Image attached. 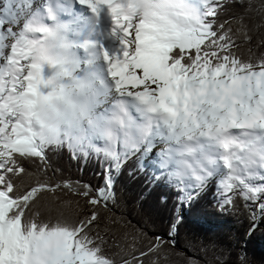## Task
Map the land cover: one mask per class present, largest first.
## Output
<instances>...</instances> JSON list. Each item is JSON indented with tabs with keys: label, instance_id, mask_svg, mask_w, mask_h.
Instances as JSON below:
<instances>
[{
	"label": "snow or ice",
	"instance_id": "1",
	"mask_svg": "<svg viewBox=\"0 0 264 264\" xmlns=\"http://www.w3.org/2000/svg\"><path fill=\"white\" fill-rule=\"evenodd\" d=\"M32 2L7 0L0 15L2 29L6 23L5 17L8 23L19 25L25 6L28 9L19 32L14 31L13 27H7L6 34L0 31V40L4 41L0 47V59L5 61L0 64V264H115L114 260L103 254V238L98 233L95 237L90 234L99 217L96 207H93L90 216L77 224L25 220V214L38 194L46 190L54 192L56 188L37 184L17 195L16 186L9 176L25 172L14 154L43 160L47 147L16 115L17 106L28 103V97L36 92L31 71L26 75H16L13 71V66L23 69L22 62L27 60L24 34L30 28L26 20ZM82 2L89 4L93 11L108 6L116 23L114 32L118 30L123 33V56H108L105 53L117 91L145 99L154 98L173 119L183 117L186 122L193 116L194 107L190 105L189 98L194 92L211 94L221 109L226 107V101H232L233 106L227 115L233 123L238 117L236 101L244 103L241 111H264V60L257 66L241 61L232 53L231 29L219 25L218 32L214 29L215 21L208 19L218 14L219 0H199L195 5V14L176 23L136 20L124 11L119 0ZM8 38L16 41L15 46H10V54L4 51L9 47L5 43ZM202 45H205L203 51ZM174 49L180 51L170 56ZM186 49H195V56L189 58L190 63H182ZM257 67L259 70H256ZM165 135L166 125L157 133L161 141ZM137 150L138 147L126 149L111 158L117 172L128 156ZM223 165L226 173L218 183L222 208L233 206L237 190L245 201H256L264 193V185H253L245 176H257V169L264 167L237 168L228 157L223 159ZM210 176L211 173L201 176L198 185L206 183ZM259 178L264 179V176ZM112 184L109 174L105 180L106 188L98 189L95 196L91 195L87 185L82 191H75L90 205L99 206L113 198L110 191ZM64 187L72 186L66 182ZM259 209L264 215V203L259 204ZM161 246L157 242L155 248H149V252H155ZM147 254L142 252L141 256ZM123 264H143V261L133 256Z\"/></svg>",
	"mask_w": 264,
	"mask_h": 264
},
{
	"label": "trees",
	"instance_id": "2",
	"mask_svg": "<svg viewBox=\"0 0 264 264\" xmlns=\"http://www.w3.org/2000/svg\"><path fill=\"white\" fill-rule=\"evenodd\" d=\"M6 2L0 0V15ZM208 19L215 21L218 32L219 25L231 29V51L238 59L257 66L264 60V0H219L218 14ZM194 56L195 49H186L182 63ZM96 146H47L43 160L14 154L25 169L9 174L17 195L37 184L56 188L38 194L25 220L77 224L96 207L99 217L90 234L103 238V254L115 264L133 256L143 264H264V215L259 209L264 193L256 201H245L237 190L233 206L222 208L220 180L203 188L182 185L153 164L145 165L142 152L132 154L117 172L111 159L94 151ZM109 174L113 198L106 203L92 206L75 191L87 185L95 196L106 188ZM66 182L72 187H64ZM157 242L162 246L149 252Z\"/></svg>",
	"mask_w": 264,
	"mask_h": 264
},
{
	"label": "clouds",
	"instance_id": "3",
	"mask_svg": "<svg viewBox=\"0 0 264 264\" xmlns=\"http://www.w3.org/2000/svg\"><path fill=\"white\" fill-rule=\"evenodd\" d=\"M119 3L127 14L140 21L176 23L195 14V5L189 0ZM43 8L33 10L30 5L26 20L30 28L24 34L27 60L23 69L13 66L16 75L29 71L34 74L36 92L28 97V103L17 106L16 115L38 140L47 146L72 145L78 149L89 138H98L102 146H96L94 151L111 159L122 150L139 147L166 125L160 159L174 180L198 181L225 157L237 168L264 167V111H241L242 101L235 102L238 117L233 123L227 115L232 101H226V107L221 109L211 94L194 92L189 98L193 116L186 122L183 117L173 119L154 98L116 90L119 99L110 114L98 118L99 85L91 75L80 72L75 46L50 0ZM3 45L0 40V47ZM15 45L14 40L10 46Z\"/></svg>",
	"mask_w": 264,
	"mask_h": 264
},
{
	"label": "bare ground",
	"instance_id": "4",
	"mask_svg": "<svg viewBox=\"0 0 264 264\" xmlns=\"http://www.w3.org/2000/svg\"><path fill=\"white\" fill-rule=\"evenodd\" d=\"M42 1H44V3H42ZM33 0L32 2V7H33V10L35 9H40L43 4H45V2L47 0ZM52 1H56V0H52ZM110 8L108 6H102L98 11H93V9L89 6V5H86L84 7H80L78 10L74 11L71 18L69 19H66V23H68V25L71 27L72 29V32H71V35L75 32V31H86V34L90 33V35H93V36H96V33L92 31L94 27V22L95 21V14H93L94 12L96 13H101L103 14L104 12H109ZM104 13V14H106ZM26 14V10L24 11V13L21 15V19H24L23 16H25ZM21 24V23H20ZM18 25V28H16L15 31L19 32L22 28V25ZM116 29V26H109V34H110V37H112L113 39H115V42L117 46H122V36H123V33L116 30L114 32V30ZM107 38V37H106ZM108 40H105L104 43L106 44ZM14 42V39L12 38H9L7 41H5L6 44H9V47L6 48L4 51L6 54H10V43ZM125 48V46H124ZM75 54L79 57V59L81 60L82 59V50L77 47L75 49ZM123 56V55H122ZM5 61H3L2 59H0V64L4 63ZM23 63V62H22ZM97 69L98 71L101 73V75L103 77H99V76H96L95 74H92V77L96 80V79H99V80H96L99 87H98V92L100 91V89L103 87L104 84H106V90L104 91H100L101 93H99V96H101V99H110V93H107V90L109 88H111V86H114V80L113 78L111 77V74H110V70H109V66L108 67H105V64H100L97 66ZM100 78H103V80H100ZM117 93V92H116ZM115 93V94H116ZM117 97L119 99V96L117 94ZM101 101V100H98V102ZM103 103L102 104H105L104 103V100H102ZM98 107L96 106V115L98 113ZM100 113V112H99ZM152 139V138H151ZM149 139V140H151ZM154 143H160L159 140H153ZM162 143V142H161ZM160 143V144H161ZM158 152H160L158 150ZM153 155V154H152ZM220 168L221 169V172H224L225 169H223L224 167L222 166H217V168Z\"/></svg>",
	"mask_w": 264,
	"mask_h": 264
},
{
	"label": "rangeland",
	"instance_id": "5",
	"mask_svg": "<svg viewBox=\"0 0 264 264\" xmlns=\"http://www.w3.org/2000/svg\"><path fill=\"white\" fill-rule=\"evenodd\" d=\"M42 1V0H41ZM17 7H19V2H17ZM26 10V14H27V12H28V9H27V7L25 6V9H24V11ZM24 17V16H23ZM5 19H6V23H5V25L3 26V28L2 29H0V31H4L5 32V34H6V29H7V27H13V30L15 31L16 30V28H18V25H16V24H10V23H8L7 22V18L5 17ZM23 22H24V19H21V24L20 25H22L23 24ZM17 32V31H16ZM9 39V38H8ZM8 39H6L5 41H7ZM90 143H94L93 142V140L91 141H89ZM94 144H96V143H94ZM151 150H152V148H148V150H147V155H146V161H148V160H150V159H152V160H155V163H154V165H155V167L156 166H162L163 165V163H158L157 161H156V150H157V146L156 145H154V148H153V151H155V155L153 154L152 155V153H151ZM123 151V150H122ZM159 154V153H158ZM161 161V160H160ZM245 176H246V174H245ZM249 180V179H248ZM181 184H185V182H180ZM188 183H190L191 185H197V184H194V183H192V182H188ZM197 187H203V185H201V186H197Z\"/></svg>",
	"mask_w": 264,
	"mask_h": 264
}]
</instances>
